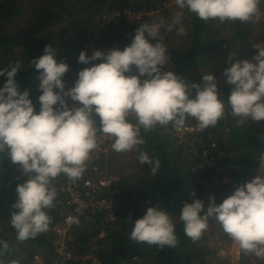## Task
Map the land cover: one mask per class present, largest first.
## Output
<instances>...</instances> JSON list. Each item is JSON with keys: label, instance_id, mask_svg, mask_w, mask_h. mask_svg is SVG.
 I'll return each instance as SVG.
<instances>
[{"label": "trees", "instance_id": "16d2710c", "mask_svg": "<svg viewBox=\"0 0 264 264\" xmlns=\"http://www.w3.org/2000/svg\"><path fill=\"white\" fill-rule=\"evenodd\" d=\"M31 1L36 5L31 33L13 36L9 33L8 24L21 14L22 8L18 0H0V70H10V64L20 63L17 75L20 91H30L29 98L38 114V97L42 92L39 90V72L31 61L42 56L47 45L51 44L57 50L58 62L69 65L70 70L63 79L67 85L74 86L78 72L91 67L78 62L85 43L93 42L101 51L111 48L124 50L131 45L135 30L141 24L153 23L145 18L139 24L127 25L123 22V25H114L103 20L104 15L115 10L157 9L163 0ZM261 4L264 5V0ZM182 26L186 34L175 40L167 36L166 30H161L160 42L168 50L171 65H166L164 71H174L189 85L198 83L203 86L202 76L205 74L218 76V91L225 101V116L214 127L204 131L197 128L183 141L175 134L171 124L158 125L148 133L142 129L141 136L146 143L140 146V151L159 161L155 172L152 170L154 165L139 163L135 150L123 152L130 153V156L118 159L113 157L116 152L111 145L108 146V153L94 150L86 163V171L76 182L94 179L95 168L115 176V184L102 193L103 198L113 203L115 220L107 222L103 210H87L79 215L77 219L80 223L72 229L68 264H137L133 257H139L143 264H208L211 263L208 258L212 253L208 241L212 237L228 240L221 226L210 219L208 229L211 231L207 229L199 241L193 242L185 235L179 217L185 202L191 203L192 191L197 193V198L205 203L206 208L212 196L220 204L234 193V185L239 187L250 182L260 167L264 141L259 136L264 134V122L248 120L242 125L237 123L238 118L232 117L227 104L233 86L226 82L223 73L231 66L229 57L232 54L236 59L255 63L253 57L258 55L255 45L264 40V25L260 20L254 25L239 21L221 23L219 20L205 23L185 10ZM148 39L150 43H156ZM5 83L6 77H0V88ZM195 96V89H190V98ZM68 103L70 107L78 106L70 99ZM95 120L99 127L100 118L95 116ZM129 121L135 123V118L131 117ZM187 125L197 127V121L189 117ZM100 134L98 132V138ZM212 139L217 144L216 150L211 148ZM190 142H194L193 147ZM186 150L191 152L189 160L185 158ZM204 152L208 154L206 159ZM225 177L229 179L226 183ZM207 178L214 183L210 189L201 183ZM27 179L7 153H0V240L9 244L3 259L5 264H34L35 256L41 255L48 264H55L61 258L55 227L70 209L61 188L72 180L61 174L52 181L51 186L55 187L58 195L54 207L45 210L51 218L49 230L35 239L19 242L10 224V215L14 211L12 205L17 201L16 188ZM149 207L164 209L173 218L179 241L177 248L160 249L146 243L136 244L130 239L133 226L128 222L129 217L134 222L142 218ZM253 257L242 252V264H251ZM256 259L257 264H263L264 260Z\"/></svg>", "mask_w": 264, "mask_h": 264}, {"label": "clouds", "instance_id": "9594fccd", "mask_svg": "<svg viewBox=\"0 0 264 264\" xmlns=\"http://www.w3.org/2000/svg\"><path fill=\"white\" fill-rule=\"evenodd\" d=\"M174 2L181 11L171 22L162 16L158 23L141 24L131 45L124 50H94L91 56L81 52L78 62L91 67L78 72L74 86L63 79L69 65L58 62L57 50L47 45L44 54L31 61L39 72L42 92L38 97V114L29 98L30 91H20V63L10 64V70H0V77H6L0 88V153H7L28 177L16 188L17 201L10 215L19 242L35 239L49 230L51 218L45 210L54 207L58 195L52 181L61 174L73 182L82 177L91 153L99 148L98 132L114 141L111 147L117 153L137 151L139 163L154 165L155 172L159 161L140 151L146 143L142 129L148 133L158 125L171 124L180 131L191 117L197 121V128L204 131L224 118L225 101L214 75H203L201 86L189 85L172 70L164 71L166 65H171L160 33L162 29L175 30L178 36H184L183 10L205 23L219 20L254 25L261 17V0ZM148 38L156 43H150ZM255 47V63L236 59L233 54L229 57L231 66L223 73L226 82L233 86L227 104L232 117L238 118L241 125L248 120L264 122V45ZM134 70L138 74H132ZM190 89L196 91L194 99L190 98ZM69 99L78 106L70 107ZM95 116L100 118L99 127ZM130 117L135 118V123L129 121ZM259 138L264 141V134ZM260 161V170L264 172V155ZM190 195L191 203L185 202L179 217L188 238L199 241L209 220H215L244 255L264 260V176L257 175L240 185L220 204L215 196L210 197L207 208L195 191ZM128 222L133 226L130 239L136 244L160 249L178 247L173 218L164 209L149 207L142 218L133 222L129 217ZM75 223L79 225V219ZM8 249L9 244L0 240V264H5L3 257ZM133 260L143 264L139 257Z\"/></svg>", "mask_w": 264, "mask_h": 264}, {"label": "built area", "instance_id": "2783aa9c", "mask_svg": "<svg viewBox=\"0 0 264 264\" xmlns=\"http://www.w3.org/2000/svg\"><path fill=\"white\" fill-rule=\"evenodd\" d=\"M181 10L175 5L174 0H163L161 6L157 9L146 10H115L107 13L103 16V20L107 23H113L114 25H123L125 22L127 25L139 24L143 19L148 18L152 22H159L160 18L163 16L168 22L174 18V16ZM185 13V10H183ZM179 27V26H177ZM97 50L93 42H87L83 45L82 52H87L89 56L92 55L93 51ZM135 74H138L135 72ZM146 77H141V80ZM192 93V92H191ZM131 118V117H130ZM129 118V119H130ZM197 127L195 125H187L180 131L175 130V134L183 139L185 136L195 133ZM99 148L97 152H107L108 146H110L114 141L100 134L99 138ZM211 148L216 150L217 144L212 139ZM108 153V152H107ZM264 155V154H263ZM208 156L207 152H204L203 157L206 159ZM260 167L255 174L264 176V172H261ZM96 177L94 179L85 180L83 183L69 181L62 185V191L65 193L67 203L70 209L66 210L65 217L61 223L55 227L56 241L59 245V252L61 258H59L55 264H68L67 259L71 258L69 253V243L72 239V229L75 226V221L79 215L87 210L97 211L103 210L107 215V222L115 220L113 203L102 197L103 192H107L115 184L117 178L113 175H108L104 171H100L95 168ZM228 178H224V182H228ZM202 185L206 189L213 187L214 183L211 179H203L201 181ZM235 190L238 188L234 185ZM104 235V234H103ZM228 243L217 242L215 248L221 254L223 258L228 260V264H241L242 251L236 246L227 235ZM34 264H48L46 260L41 255H37L34 258ZM208 264H223V263H208ZM251 264H257L256 257L251 259Z\"/></svg>", "mask_w": 264, "mask_h": 264}, {"label": "rangeland", "instance_id": "374dc122", "mask_svg": "<svg viewBox=\"0 0 264 264\" xmlns=\"http://www.w3.org/2000/svg\"><path fill=\"white\" fill-rule=\"evenodd\" d=\"M18 4L20 5V7L22 8V12L20 15H18L17 17H15L9 24V33L13 36H21V35H26L31 33L32 27H33V23H34V17H35V13H36V5L31 1V0H18ZM260 12H261V17H260V21L261 23L264 25V5L260 4ZM99 33V31H98ZM167 36L172 37V39H178L180 36L177 35L176 31H172V32H167L166 31ZM95 36H97V33L95 34ZM258 44L260 45H264V40L260 41ZM233 55V54H232ZM218 76L216 77V81L218 80ZM58 91V90H57ZM184 139V138H183ZM181 141H183L182 139H180ZM190 146L193 147L194 146V142H190ZM116 152V151H113ZM111 153V152H110ZM113 154V153H112ZM127 154V155H126ZM117 153L113 154V157H116V159L125 156L124 158H127V156H130V153ZM117 155H119L117 157ZM130 158V157H129ZM185 158L187 160H189L191 158V152L190 150H186L185 153ZM128 161V159H126ZM219 224V223H218ZM211 231V229H208ZM209 231V232H210ZM217 242H221V243H225L227 245L228 240H224L222 237H212L209 241H208V246H209V250L212 252L209 256V262L214 263H223V264H228V260L226 258H223V254L220 253L219 249L217 250L215 248V245ZM264 264V262H263Z\"/></svg>", "mask_w": 264, "mask_h": 264}, {"label": "crops", "instance_id": "0c3cea01", "mask_svg": "<svg viewBox=\"0 0 264 264\" xmlns=\"http://www.w3.org/2000/svg\"><path fill=\"white\" fill-rule=\"evenodd\" d=\"M241 264H242V260H241Z\"/></svg>", "mask_w": 264, "mask_h": 264}]
</instances>
